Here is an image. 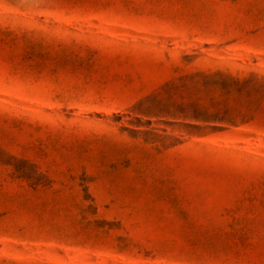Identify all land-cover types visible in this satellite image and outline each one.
Segmentation results:
<instances>
[{"label":"rangeland","instance_id":"1","mask_svg":"<svg viewBox=\"0 0 264 264\" xmlns=\"http://www.w3.org/2000/svg\"><path fill=\"white\" fill-rule=\"evenodd\" d=\"M0 264H264V0H0Z\"/></svg>","mask_w":264,"mask_h":264}]
</instances>
